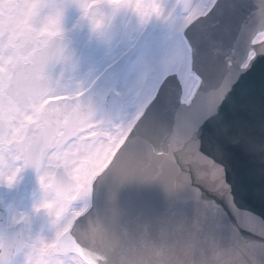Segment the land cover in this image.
Masks as SVG:
<instances>
[{
  "label": "water",
  "instance_id": "95a60500",
  "mask_svg": "<svg viewBox=\"0 0 264 264\" xmlns=\"http://www.w3.org/2000/svg\"><path fill=\"white\" fill-rule=\"evenodd\" d=\"M246 4L251 11L244 8ZM247 23V34H243L241 28ZM158 28L153 19L144 40ZM257 38L263 41L259 43ZM183 39L191 55L189 78L198 83L194 96L184 103V88L178 76L166 77L159 99L147 107V115H142L111 162L93 179L88 209L53 248L49 258L75 253L87 264L137 262V249L143 254L148 244L142 238V209L135 208L131 198L142 194L154 179L179 165L192 150V142L194 146L203 144L201 162L206 172L207 196H203L204 210L198 216L193 220L190 215L184 217L187 231L190 228L198 235L202 224L212 225L217 216L220 222L229 225L220 233V242L224 243L230 237L236 238L244 226H251L249 220L234 217L224 205L239 203L264 212L260 196L264 180L258 181L254 176L243 180L240 176L241 170L246 175L254 172L248 164L244 167L237 162L232 177L227 178L246 140L251 136L254 139L256 131L252 125L261 131L262 138L264 134V87L243 88L252 76L261 77L264 73V0L257 3L218 0L206 17L197 19L185 30ZM252 54L254 58H250ZM121 70L111 69L102 79L113 77ZM222 99L227 100L226 109L217 105ZM243 100L257 102L256 120L249 113L251 109L241 108L235 113L233 104ZM112 103L110 100L108 106ZM102 110L106 111L105 104L93 97L92 91L73 100L52 103L43 114L50 126L42 136L62 130L67 138L76 137L80 133L77 128ZM231 121L233 128L229 127ZM50 142L42 145L40 151H46ZM223 190L229 196L221 197ZM155 209L160 207L155 205ZM148 222L156 229L161 226L153 211ZM158 235L154 234L155 242ZM1 239L5 244L12 242L11 238ZM195 240L186 246V251L197 255L192 264H221L207 260L209 256L200 257ZM201 247H205L202 240Z\"/></svg>",
  "mask_w": 264,
  "mask_h": 264
},
{
  "label": "flooded vegetation",
  "instance_id": "af4514ba",
  "mask_svg": "<svg viewBox=\"0 0 264 264\" xmlns=\"http://www.w3.org/2000/svg\"><path fill=\"white\" fill-rule=\"evenodd\" d=\"M149 20L142 0H0V204L8 213V229L24 225L25 230L33 231L37 213L45 211L49 217L46 230H55L79 208L77 197H85L91 166L110 153L125 132V120L137 110L143 93L137 87L143 64L167 68L169 62L159 63L158 56L167 49L170 34L153 35L128 62L124 74L138 69L136 79L127 80L132 83L128 93L124 74L98 88L103 99L111 91L121 98L118 120L103 127L100 116L84 127L82 137L62 150L54 147L42 158L41 169L46 170L47 180L42 176L39 186L37 180L30 185L32 175L26 171L18 176L14 163L8 162L14 159L13 151L15 159L22 160L14 143L21 142L48 102L77 96L118 62L142 37ZM18 69L37 71L36 92L28 97L25 109L8 94ZM95 135L105 140H92ZM60 167L75 183L65 200L45 187Z\"/></svg>",
  "mask_w": 264,
  "mask_h": 264
},
{
  "label": "rangeland",
  "instance_id": "374dc122",
  "mask_svg": "<svg viewBox=\"0 0 264 264\" xmlns=\"http://www.w3.org/2000/svg\"><path fill=\"white\" fill-rule=\"evenodd\" d=\"M168 2V8L169 11H171L176 4L178 3L179 0H164ZM215 0H188V3L185 5L186 9V14L182 17L179 18V21L175 23L174 29L170 34H174V45L173 48L167 46V56L170 60L172 61L173 57L177 58L179 60V63L176 62L174 69L178 70L180 75L184 80H186V62H185V51L183 46L181 45L180 42V34L183 28L188 25L192 20H194L196 17L201 16L206 14V12L209 10V8L212 6ZM164 59V54L159 55V62ZM171 67V65H169ZM153 68H156L154 66H150L147 63L143 64L140 74V81L137 82V87L143 91L140 97V101L138 103L137 107V112L131 114L129 117H127V120H125V132L128 131L132 123L134 122L135 118L137 117V114L140 112L141 107L145 106L146 101L153 96L156 85L159 82L160 77L162 76L163 73H165L166 68H163L161 66L157 67L156 71V78L153 77ZM155 69V70H156ZM138 76V69L137 71L134 72H129L123 76V81L126 82L127 80L133 81L136 79ZM127 81L128 88L126 92L128 93L131 89L130 85L132 84L131 82ZM186 84L188 85V92H191L194 88L193 83L185 81ZM65 90V89H64ZM63 90V91H64ZM120 139V138H119ZM121 140V139H120ZM107 159H102L99 158L97 161L94 163V165L91 166L92 168V174L94 175L97 173L103 164L105 163ZM76 169V168H75ZM90 175V176H91ZM64 231H61L59 229L49 231L45 234V237L42 238L43 241L45 242V246L42 248L43 250L38 251L36 255H34L32 252H30V255L24 256L20 261H18L15 264H82L80 261L77 259L73 258L72 256L66 257V258H56L52 261H45L44 260V254L49 250L57 241L59 236L63 233Z\"/></svg>",
  "mask_w": 264,
  "mask_h": 264
},
{
  "label": "clouds",
  "instance_id": "9594fccd",
  "mask_svg": "<svg viewBox=\"0 0 264 264\" xmlns=\"http://www.w3.org/2000/svg\"><path fill=\"white\" fill-rule=\"evenodd\" d=\"M7 7V6H6ZM7 115V114H6ZM6 123H7V120H6ZM6 142H7V138H6ZM12 156H13V160L12 161H8V162H12L14 163V169L16 171V174L18 176L22 175L24 171H35L34 169H32L29 165L26 164L25 161L23 160H19V159H15L16 157V153L13 151L12 153ZM8 157V153H5V158L7 159ZM44 177L45 180H47V172L46 170L44 169H41L39 171V173L37 174V181H38V186H39V180L41 177ZM46 187V185H45ZM41 193L43 192V188L40 189Z\"/></svg>",
  "mask_w": 264,
  "mask_h": 264
},
{
  "label": "snow or ice",
  "instance_id": "6c2138e0",
  "mask_svg": "<svg viewBox=\"0 0 264 264\" xmlns=\"http://www.w3.org/2000/svg\"><path fill=\"white\" fill-rule=\"evenodd\" d=\"M241 79H243V77H241ZM166 83H167V78H165V80L163 82H161V84L159 85V88L156 90L155 96L154 97H150L146 101L148 107H151L152 105H154L156 103V101L159 99L161 90L164 88V86H165ZM238 83H239V81H238ZM252 83H255V80H253ZM260 84H261L262 87H264V73H262V75H261ZM142 115H147V113L144 112V113H142ZM139 118L140 117L138 116L137 119H139ZM121 143H123V141H121Z\"/></svg>",
  "mask_w": 264,
  "mask_h": 264
},
{
  "label": "bare ground",
  "instance_id": "6f19581e",
  "mask_svg": "<svg viewBox=\"0 0 264 264\" xmlns=\"http://www.w3.org/2000/svg\"><path fill=\"white\" fill-rule=\"evenodd\" d=\"M72 256L77 257V256H75V255H72Z\"/></svg>",
  "mask_w": 264,
  "mask_h": 264
}]
</instances>
